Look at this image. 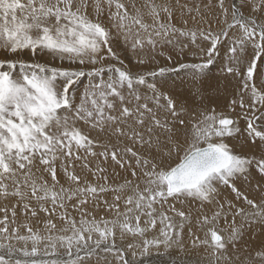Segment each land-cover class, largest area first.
Here are the masks:
<instances>
[{"label": "snow or ice", "instance_id": "6c2138e0", "mask_svg": "<svg viewBox=\"0 0 264 264\" xmlns=\"http://www.w3.org/2000/svg\"><path fill=\"white\" fill-rule=\"evenodd\" d=\"M0 264H264V0H0Z\"/></svg>", "mask_w": 264, "mask_h": 264}, {"label": "rangeland", "instance_id": "374dc122", "mask_svg": "<svg viewBox=\"0 0 264 264\" xmlns=\"http://www.w3.org/2000/svg\"><path fill=\"white\" fill-rule=\"evenodd\" d=\"M85 83H86V81H85Z\"/></svg>", "mask_w": 264, "mask_h": 264}]
</instances>
